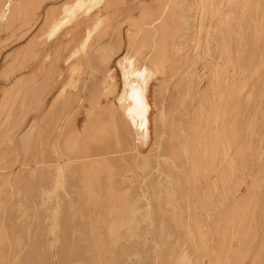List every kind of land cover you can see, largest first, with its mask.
I'll list each match as a JSON object with an SVG mask.
<instances>
[{
	"label": "rangeland",
	"instance_id": "1",
	"mask_svg": "<svg viewBox=\"0 0 264 264\" xmlns=\"http://www.w3.org/2000/svg\"><path fill=\"white\" fill-rule=\"evenodd\" d=\"M22 1L0 2V264H35L39 251L50 259L38 263L62 264L58 257L65 247L71 261L63 264H89L87 258H75L91 253L92 243L96 257L105 255L94 263L109 264L112 214L131 210L134 219L121 228L128 254L134 253L126 255V264H220L227 245L233 246L230 264H251L256 255L264 256V0H231L234 10L230 0H33L30 10L22 9ZM45 3H52L48 11ZM16 13L27 16L17 27ZM3 35L10 43L3 45ZM28 35L31 52L15 54L14 38ZM42 66L53 73L16 74ZM128 74L145 107L139 121L124 115L120 101ZM224 88L231 90V99L224 104L222 127L231 139L236 174L221 161L220 137L212 130V99ZM92 116L96 122L90 131ZM113 206L129 207L112 213ZM245 206V232L234 239ZM157 216L165 230L163 247L153 234L151 220ZM66 219L71 228L65 227ZM197 232L212 249L202 262ZM145 255L150 260L142 262Z\"/></svg>",
	"mask_w": 264,
	"mask_h": 264
},
{
	"label": "bare ground",
	"instance_id": "2",
	"mask_svg": "<svg viewBox=\"0 0 264 264\" xmlns=\"http://www.w3.org/2000/svg\"><path fill=\"white\" fill-rule=\"evenodd\" d=\"M10 0H7V2H9ZM90 2L92 1V0H89ZM215 1V0H214ZM237 1V0H236ZM84 2V1H83ZM83 2H81V4L83 3ZM229 2V1H228ZM231 0H230V4H231ZM252 2V1H251ZM211 3V2H210ZM221 3V2H220ZM225 3H227V0H226V2ZM217 4L218 3H216V8L217 9H219L220 7H218L217 6ZM222 4V3H221ZM212 5V4H211ZM210 5V6H211ZM219 5V4H218ZM232 5V4H231ZM220 6V5H219ZM222 7H223V5H221ZM227 6H229L228 4H227ZM233 6H235V5H232V7H231V9H233L234 7ZM247 6H251V5H247ZM226 7V6H225ZM210 8V7H209ZM211 9V8H210ZM222 10H223V8H221ZM220 9V10H221ZM227 9V8H226ZM219 10V11H220ZM222 10L220 11V12H218L219 13V15H220V13H222ZM225 10V9H224ZM234 10V9H233ZM254 10V9H253ZM227 11V10H226ZM224 12V13H227V12ZM262 11H264V10H262ZM262 11H260V13L262 12ZM210 12V11H209ZM216 12V11H215ZM232 12V11H231ZM223 13V14H224ZM242 13V12H241ZM215 14H217V13H215ZM229 14V13H228ZM233 14V13H232ZM262 14H264V12H262ZM261 14V15H262ZM218 14H217V18H218V16H219ZM225 15H227V14H225ZM234 15V14H233ZM213 16V15H212ZM221 16V15H220ZM219 16V17H220ZM228 16V15H227ZM241 16H242V14H241ZM243 16H245V14L243 15ZM253 17V16H252ZM215 18V17H214ZM222 18V17H221ZM228 18V21H231L230 19H229V16L228 17H226L225 19H227ZM255 18V17H254ZM224 18H222V20H223ZM224 19V20H225ZM244 19V18H243ZM236 20H238V19H236ZM242 20V19H241ZM240 20V21H241ZM262 20H264V17H262ZM246 22V21H245ZM228 23V22H227ZM238 23V22H237ZM248 23V22H247ZM250 23V22H249ZM255 22L253 21V24H254ZM256 23L258 24V22L256 21ZM229 24V23H228ZM231 24H232V22H231ZM240 25L242 26L243 25V23L241 24L240 23ZM247 24H245L244 26H246ZM259 25V24H258ZM257 25V26H258ZM228 26V25H227ZM237 26V25H236ZM236 26H235V28H236ZM243 26V27H244ZM262 26V25H261ZM230 27H232V26H230ZM229 27V28H230ZM262 27H264V26H262ZM212 28V27H211ZM215 28V27H214ZM213 28V29H214ZM225 28H227V27H225ZM242 28V27H241ZM249 27H247V29H246V27L244 28L246 31L247 30H249L250 31V29H248ZM207 29V28H206ZM208 29H209V27H208ZM237 29V28H236ZM243 28H242V30H244ZM227 30V33H228V29H226ZM225 30V31H226ZM244 30V31H245ZM219 31V30H218ZM218 31H217V33H218ZM236 30H234V32H235ZM246 31H245V33H246ZM254 31V30H253ZM212 32H213V30H212ZM216 32V31H215ZM243 32V31H242ZM252 31H250V33H251ZM259 32V31H258ZM262 32H264V30H262ZM203 33V32H202ZM214 33V32H213ZM220 33V32H219ZM218 33V34H219ZM226 32L224 33L225 35L227 34ZM233 33V32H232ZM244 33V34H245ZM248 33V32H247ZM249 33V34H250ZM243 34V35H244ZM248 34V35H249ZM262 34V33H261ZM215 35V34H214ZM224 35V36H225ZM228 35V34H227ZM233 35V34H232ZM238 35H240V33L238 34ZM237 35V36H238ZM247 35V34H246ZM217 36H219V37H222V36H220V35H217ZM216 37V36H215ZM233 37V36H232ZM231 37V38H232ZM234 37H235V34H234ZM233 37V38H234ZM242 37H244V36H242ZM249 38L251 37V36H248ZM256 37H258L257 36V34H256ZM226 38H227V36H226ZM246 38V40H249V39H247V36L245 37ZM235 39V38H234ZM237 39V38H236ZM251 39V38H250ZM261 39V38H260ZM262 39H264V38H262ZM227 40V39H226ZM232 40L233 39H231V42H232ZM241 40V39H240ZM246 40H243L244 42L246 41ZM242 41V40H241ZM242 41V44H244V42ZM258 41H259V37H258ZM216 42V41H215ZM234 42V41H233ZM233 42H232V44H233ZM252 41H250L249 40V42H248V45L251 43ZM260 43H261V41H259ZM218 42H216V44H217ZM223 43V42H222ZM235 44H237V41L236 42H234ZM241 43V42H240ZM247 42H245V44H246ZM260 43H258V44H260ZM235 44H233V45H231V47L232 46H234ZM248 45H246L247 46V48H249V49H251V47H248ZM251 45V44H250ZM252 46V45H251ZM201 47V46H200ZM218 47V46H217ZM235 47V46H234ZM237 47V46H236ZM241 47V46H240ZM239 47V49H241ZM213 48V47H212ZM219 48V47H218ZM217 48V49H218ZM225 48H226V50L228 49L227 48V45L225 46ZM247 48H246V50H247ZM211 50V49H210ZM219 50V49H218ZM229 50H232V49H229ZM214 51V50H213ZM217 51V50H216ZM221 51V50H220ZM220 51H219V53H220ZM225 51V50H224ZM223 51V52H224ZM253 51H254V49H253ZM232 52V51H231ZM244 52V51H243ZM242 53V52H241ZM214 54H215V52H214ZM238 55V54H237ZM217 56V55H216ZM233 56V55H232ZM237 57V56H236ZM242 57H243V55H242ZM213 58V57H212ZM215 58V57H214ZM233 58V57H232ZM223 59V58H222ZM221 59V60H222ZM241 59V58H240ZM229 60V59H228ZM218 61V60H217ZM223 62V61H222ZM235 62H236V59H235ZM148 64V63H147ZM213 64V63H212ZM235 64V63H234ZM222 65V64H221ZM243 65H244V63H243ZM252 65V64H251ZM213 68H214V65H213ZM215 69V68H214ZM247 69V68H246ZM216 70V69H215ZM235 72H238V71H235ZM250 72V71H249ZM210 73V72H209ZM247 74V73H246ZM217 75V74H216ZM224 77L226 76V75H223ZM238 76V75H237ZM246 76V75H245ZM244 76V77H245ZM127 80H125L124 79V82L126 83V84H128V87L126 88V89H124V91L122 92V93H124V94H121V96H120V101H121V104L123 105V107H125V112H123L124 113V115H126V117L127 118H129L130 120H132V119H135V118H137V121H139V120H141V119H143V117L141 116L143 113H144V111H143V109L145 108H142V102H140L139 101V95H137L136 93H135V91H136V87H134V80L130 77V75L128 74L127 75ZM232 77V76H231ZM234 77H235V75H234ZM256 77V76H255ZM233 78V77H232ZM230 79V78H229ZM237 79V78H236ZM224 80V79H223ZM241 80V79H240ZM234 81H235V79H234ZM237 81H239V80H237ZM209 82V81H208ZM230 83H231V80L229 81ZM228 82V83H229ZM224 84H225V82H223ZM242 83V82H241ZM210 84V83H209ZM243 84V83H242ZM193 85H195V84H193ZM223 85V84H222ZM229 85H231V84H229ZM235 85V84H234ZM241 86V85H240ZM225 87V86H224ZM239 87V86H238ZM257 87V86H256ZM196 88V87H195ZM216 88V87H215ZM229 88H231V87H229ZM233 88V87H232ZM240 88V87H239ZM238 88V89H239ZM228 89V88H227ZM227 89H223L222 91H221V93H219V94H217V97L218 98H216L217 100H215V99H212V97H211V99H212V110H211V122H212V130H214V132H215V134H217L219 137H220V146H221V161L223 162V161H225L226 162V166L228 165V167H229V172L230 173H234V174H236L235 172L237 171V167H236V162H235V157H234V155H232L231 154V147H232V145H231V143H230V140L228 139L229 137H227V132L225 133V131H224V127H222V118H223V116H225V108H224V104L226 103V102H228L231 98V90L229 91V90H227ZM246 89V88H245ZM196 90V89H195ZM195 90H193V91H195ZM208 90V89H207ZM249 90V89H248ZM185 91V90H184ZM209 92V91H208ZM243 92H245V91H243ZM250 92V91H249ZM217 93V92H216ZM249 94V93H248ZM216 94H214V96H215ZM193 96V95H192ZM202 96V95H201ZM205 96V95H204ZM212 96V95H211ZM246 96H247V94H246ZM245 97V96H244ZM199 98H200V96H199ZM244 99V98H243ZM248 100V99H247ZM245 101V100H244ZM217 102H219V104H221V105H217V104H215V103H217ZM250 102V101H249ZM200 103H201V100H200ZM209 103V102H208ZM248 103V102H247ZM240 105V104H239ZM210 106V105H209ZM221 106H223V107H221ZM227 107L229 108V106L227 105ZM248 107V106H247ZM246 107V108H247ZM249 108H251V107H249ZM258 109H260V108H258ZM261 109H264V107H261ZM146 111H147V109H145ZM199 110V109H198ZM228 110V109H227ZM250 110V109H249ZM195 111V110H194ZM200 111V110H199ZM93 112V111H92ZM91 112V113H92ZM162 113V112H161ZM200 113V112H199ZM246 113V112H245ZM93 114H96V113H94L93 112ZM193 115V114H192ZM259 115V114H258ZM93 117V116H92ZM244 117V116H243ZM209 118H210V116H209ZM242 118V117H241ZM249 118V117H248ZM254 118V117H253ZM242 119H244V118H242ZM190 120V119H189ZM249 120V119H248ZM208 121H209V119H208ZM254 121V120H253ZM95 122H96V119H94V117H93V119H92V121H91V123L93 124V126H90V128H88L90 131L93 129V127H94V124H95ZM189 123V122H188ZM209 123V122H208ZM197 125V124H196ZM242 125H243V123H242ZM257 125V124H256ZM256 125H255V128H256ZM187 128V127H186ZM185 128V129H186ZM243 128V127H242ZM254 127H253V129H255ZM184 129V130H185ZM189 130V129H188ZM186 131V130H185ZM227 131V130H226ZM250 131H251V129H250ZM254 131V130H253ZM210 133V132H209ZM249 133V132H248ZM251 133V132H250ZM252 134V133H251ZM250 134V135H251ZM256 134V133H255ZM216 135V136H217ZM230 135V134H229ZM257 135V134H256ZM214 137V136H213ZM250 137V136H249ZM251 137H254L253 135H251ZM261 137V136H260ZM209 138V137H208ZM207 138V139H208ZM216 139V138H215ZM241 139V138H240ZM260 139V138H259ZM204 141H206V139L204 140ZM216 141V140H215ZM217 142V141H216ZM241 142V141H240ZM202 143V142H201ZM204 143V142H203ZM208 143V142H207ZM258 144V143H257ZM176 145H177V143H176ZM203 145V144H202ZM206 145V144H205ZM190 146H192V145H190ZM199 146V145H198ZM234 147H235V144L233 145ZM259 145H257V147H258ZM252 147V146H251ZM186 149V148H185ZM235 149V148H234ZM258 149V148H257ZM77 150V149H76ZM190 150V149H189ZM197 150H198V148H197ZM196 150V151H197ZM185 152V151H184ZM235 152V151H234ZM191 153V152H190ZM241 153V152H240ZM236 155H237V153H236ZM240 155V154H239ZM259 155V154H258ZM169 158V157H168ZM237 158V157H236ZM239 158V157H238ZM170 160V159H169ZM217 160V159H216ZM165 161H166V159H165ZM240 161V160H239ZM244 161V160H243ZM215 162V161H214ZM157 163V162H156ZM240 163V162H239ZM243 164H245V163H243ZM248 164V163H247ZM156 165V164H155ZM238 165V164H237ZM246 165V164H245ZM137 167L139 166V165H136ZM135 166V167H136ZM143 166L144 165H142V168H143ZM158 166H159V164H158ZM249 166H251V165H249ZM150 167V166H149ZM215 167V166H214ZM106 168V167H105ZM132 168V167H131ZM153 168V167H152ZM151 168V169H152ZM158 168V167H157ZM240 168V167H239ZM138 169H140V166L138 167ZM146 169H150V168H148V167H146ZM174 169H177V168H174ZM174 169H171L170 168V170H174ZM206 169V168H205ZM241 169V168H240ZM251 169V168H250ZM134 170V169H133ZM214 171H215V169H213ZM249 170V169H248ZM253 170V169H252ZM258 170V169H257ZM261 170V169H260ZM259 170V171H260ZM125 171V170H124ZM152 171V170H151ZM167 171H168V169H167ZM262 171H264V170H262ZM117 172V171H116ZM128 172V171H127ZM148 172V171H147ZM177 172V171H176ZM200 172V171H199ZM246 172V171H245ZM248 172V171H247ZM250 172V171H249ZM248 172V173H249ZM103 173V172H102ZM110 173V172H109ZM136 173V172H135ZM239 173H240V171H239ZM251 173V172H250ZM256 173V172H255ZM112 174V173H111ZM148 174V173H147ZM167 174V173H166ZM168 174H169V172H168ZM167 174V175H168ZM178 174H180L179 172H178ZM206 174V173H205ZM213 174V173H212ZM220 174V173H219ZM262 174V173H261ZM133 175V174H132ZM152 175V174H151ZM157 175H158V173H157ZM156 175V176H157ZM162 174L160 173V176H161ZM210 175V174H209ZM242 175V174H241ZM250 175V174H249ZM252 175V174H251ZM250 175V176H251ZM112 176V175H111ZM110 176V177H111ZM120 176V175H119ZM155 176V175H154ZM153 176V177H154ZM154 177V178H157L158 179V177ZM165 176V175H164ZM181 176V175H180ZM238 176H239V174H238ZM245 176H247V175H245ZM254 176V175H253ZM252 176V177H253ZM94 177V176H93ZM107 177V176H106ZM143 177V176H142ZM144 177H146V174H144ZM152 177V178H153ZM244 177V176H243ZM262 177H264V176H262ZM119 178V177H118ZM153 178V179H154ZM180 178V177H179ZM182 178V177H181ZM256 178H257V176H256ZM101 179V178H100ZM105 179V178H104ZM107 179V178H106ZM119 179H121V178H119ZM173 179H174V177H173ZM142 180V179H141ZM151 180V179H150ZM181 180V179H180ZM101 181H103V180H100V183H101ZM108 181H109V179H108ZM126 181V180H125ZM154 181V180H153ZM174 181H176V180H174ZM245 181L246 180H244V183H245ZM249 181H250V178H249ZM150 182V181H149ZM155 182H156V179H155ZM178 182V181H177ZM203 182V181H202ZM260 182H262V180L260 181ZM260 182H258V183H260ZM98 183H99V181H98ZM103 183V182H102ZM101 183V184H102ZM133 183V182H132ZM154 183V182H153ZM157 183H158V181H157ZM179 183V182H178ZM177 183V184H178ZM257 183V182H256ZM101 184H99V186L101 185ZM143 184V183H142ZM180 184V183H179ZM183 184V183H182ZM181 184V185H182ZM243 184V183H242ZM247 184V183H246ZM249 184V183H248ZM252 184V183H251ZM139 185V184H138ZM152 185H154V184H151V186ZM258 185V184H257ZM141 186H145L146 187V183H145V185H141ZM156 186H158V185H156ZM249 186V185H248ZM256 186V185H255ZM138 187V186H137ZM154 187H155V185H154ZM159 187V186H158ZM158 187H156V188H158ZM218 187H219V185H218ZM258 187H259V185H258ZM258 187H257V189H258ZM260 187H264V186H260ZM130 188V187H129ZM160 188V187H159ZM162 188H164V187H162ZM181 188V187H180ZM256 188V187H255ZM254 188V189H255ZM170 189V188H169ZM178 189V188H177ZM183 189V188H182ZM239 189V188H238ZM252 189H253V186H252V188H251V191H252ZM260 189V188H259ZM258 189V190H259ZM132 190V189H131ZM153 190V189H152ZM158 190V189H157ZM161 190V189H160ZM159 190V191H160ZM202 190H204V189H202ZM139 191V190H138ZM154 191V190H153ZM171 191V190H170ZM181 191H183V190H181ZM218 191V190H217ZM134 192V191H133ZM137 192V191H136ZM140 192V191H139ZM142 192V191H141ZM157 192V191H156ZM161 192V191H160ZM165 192V191H164ZM163 192V193H164ZM172 192V191H171ZM248 192V191H247ZM115 193V192H114ZM138 193V192H137ZM159 193V192H158ZM169 193V192H168ZM168 193H166V194H168ZM237 193H238V190H237ZM244 193H246V192H244ZM251 193V192H250ZM252 193H253V191H252ZM133 194H135V193H133ZM148 194V193H147ZM152 194V193H151ZM150 194V195H151ZM172 194H174V193H172ZM240 194V193H239ZM248 194V193H247ZM259 194H260V192H259ZM154 195V194H153ZM156 195V194H155ZM158 195H160V194H158ZM165 195V194H164ZM163 195V196H164ZM175 195V194H174ZM241 195V194H240ZM256 195V194H255ZM114 196V195H113ZM121 196V195H120ZM133 196H135V195H133ZM137 196V195H136ZM146 196V195H145ZM162 196V195H161ZM225 196V195H224ZM244 196V195H243ZM254 196V195H253ZM260 196V195H259ZM122 197V196H121ZM131 197V196H130ZM158 197V196H157ZM240 197V196H239ZM238 197V198H239ZM251 197V196H250ZM134 198V197H133ZM138 198V197H137ZM136 198V199H137ZM149 198V197H148ZM151 198V197H150ZM163 198V197H162ZM168 198H170V197H168ZM187 198V197H186ZM230 198V197H229ZM262 198H264V197H262ZM142 199V198H141ZM155 199V198H154ZM154 199H152V201H155ZM158 199H160V198H158ZM166 199H167V197H166ZM175 199H178V198H175ZM236 199H237V197H236ZM241 199V198H240ZM258 199H260V197L258 198ZM258 199H256V200H258ZM105 200V199H104ZM124 200V199H123ZM130 200V199H129ZM137 200H139V199H137ZM136 200V201H137ZM162 200H164V198L162 199ZM162 200L160 201L161 203H162ZM169 200V199H168ZM121 201V200H120ZM132 201V200H131ZM145 201V200H144ZM149 201V200H148ZM166 201V200H165ZM171 201V200H170ZM175 201V200H174ZM185 201V200H184ZM183 201V202H184ZM212 201V200H211ZM215 201V200H214ZM227 201V200H226ZM237 201H238V199H237ZM261 201H264V200H262L261 199ZM118 202V199L117 200H115V203H117ZM126 202V201H125ZM151 202V201H150ZM251 202V201H250ZM257 202V201H256ZM114 203V204H115ZM119 203V202H118ZM117 203V204H118ZM144 203V202H143ZM146 203V202H145ZM153 203V202H152ZM170 203V202H169ZM239 203V202H238ZM262 203V202H261ZM261 203H260V205H261ZM135 204H136V202H135ZM147 204V203H146ZM149 204V203H148ZM155 203H153V205H154ZM159 204V203H158ZM162 204H164V203H162ZM176 204V203H175ZM178 204V203H177ZM241 204H242V201H241ZM258 204V203H257ZM104 205V204H103ZM129 205V204H128ZM134 205V204H133ZM138 205V204H137ZM137 205H135L136 207H137ZM151 205V204H150ZM157 205V204H156ZM161 205V204H160ZM165 205V204H164ZM164 205H163V207H164ZM167 205V204H166ZM174 205V204H173ZM202 205V204H201ZM227 205V204H226ZM245 205H246V203H245ZM259 205V204H258ZM259 205V206H260ZM262 205H264V203H262ZM115 206V205H114ZM113 206V208H112V213H113V211L115 210V209H117V211L118 210H121V211H124V210H128V207L126 208V207H114ZM132 206V205H131ZM152 206V205H151ZM157 206H159V205H157ZM162 206V205H161ZM168 206V205H167ZM170 206V205H169ZM168 206V207H169ZM242 206V205H241ZM139 207H140V205H139ZM141 207H143V206H141ZM150 207V206H149ZM163 207H162V209H163ZM208 207H209V205H208ZM244 207V206H243ZM132 208V207H131ZM130 208V209H131ZM133 208H135V207H133ZM144 208V207H143ZM142 208V209H143ZM175 208H176V206H175ZM185 208V207H184ZM188 208V207H187ZM237 208V205H236V207H235V209ZM245 208H246V206H245ZM244 208V209H245ZM260 208H262L261 206H260ZM111 209V208H110ZM155 209H157L156 208V206H155ZM161 209V210H162ZM238 209V208H237ZM135 210H136V208H135ZM146 210V209H145ZM173 210V209H172ZM186 210V209H185ZM243 210V209H242ZM253 210V209H252ZM262 210H264V208H262ZM120 211V212H121ZM130 211V210H129ZM133 210H131V212H132ZM137 211H138V208H137ZM136 211V212H137ZM164 211H167V210H164ZM215 211V210H214ZM245 211V210H244ZM260 211H261V209H260ZM114 212H116V211H114ZM128 212V211H127ZM131 212H129L128 214H112V249H108L107 248V250L109 251V250H112V260H111V262H112V264H119V262H120V264L123 262L124 264H126L125 262V258L128 256V258H131V257H129V255L130 254H128L129 252H127V248L129 247V246H127V245H125V243L127 242V243H129L128 241H126L125 242V240H122L123 238H125L126 236H124L123 234H124V232H123V229H122V232L123 233H121V228L125 225V224H127V221H128V219L130 220V218H132V219H134L133 217H130L131 216ZM135 212V211H134ZM136 212H135V214H136ZM153 212H155L154 210H153ZM231 212V211H230ZM247 212H249V208H246V214L244 213L242 216H240V218H239V222L236 224L237 225V227H238V229L236 230V233L234 232V239H236V237L238 238L239 237V235H241L242 233H244L245 232V228H246V220H247V215H248V213ZM257 212H259V211H257ZM123 213H126V211L125 212H123ZM152 213V212H151ZM156 213V212H155ZM154 213V214H155ZM161 213V212H160ZM159 213V214H160ZM169 213V212H168ZM171 213V212H170ZM178 213V212H177ZM214 213V212H213ZM217 213V212H216ZM232 213V212H231ZM250 213H251V211H250ZM139 214V213H138ZM143 214V213H142ZM146 214V213H145ZM158 214V213H157ZM167 214V213H166ZM198 214V213H197ZM224 214V213H223ZM80 215V214H79ZM132 215H134L133 213H132ZM168 215H170V214H168ZM172 215V214H171ZM173 215H174V213H173ZM179 215V214H178ZM186 215V214H185ZM188 215V214H187ZM187 215H186V217H187ZM233 215V214H232ZM257 215V214H256ZM143 216V215H142ZM154 217H155V215H153ZM144 217H145V215H144ZM158 217V219L157 218H155L154 220H156V222H154L153 221V219L151 220L150 218V220L152 221L151 223H152V225H153V228H154V231H153V234L155 235V238L154 239H156V242L160 245H164V244H167V243H165L166 241H165V238H164V241H163V238L161 237L162 236V234L163 233H165V232H162V230H164V229H160V227L162 226V224L161 223H157V221L160 219L159 217L160 216H157ZM170 217V216H169ZM169 217H167L168 218V221H169ZM175 217V216H174ZM201 217V216H200ZM208 217V216H207ZM257 217V216H256ZM256 217H254L255 219H256ZM259 217V216H258ZM257 217V219H260V218H258ZM66 218V217H65ZM64 218V219H65ZM70 218V217H69ZM138 218V217H137ZM146 218H147V216H146ZM166 218V219H167ZM185 218V217H184ZM188 218V217H187ZM232 218V217H231ZM253 218V219H254ZM131 219V220H132ZM144 219V218H143ZM171 219V218H170ZM173 219V218H172ZM175 219H177V218H175ZM197 219V218H196ZM228 219V218H227ZM233 219V218H232ZM236 219V218H235ZM68 219H66V220H64V222L65 221H67ZM138 220H140V218L138 219ZM160 220H162V218L160 219ZM159 220V221H160ZM164 220V219H163ZM200 220V219H199ZM141 221V220H140ZM143 221V220H142ZM141 221V222H142ZM166 221V220H165ZM171 221V220H170ZM173 221V220H172ZM176 221V220H175ZM188 221V220H187ZM196 221H198V220H196ZM255 221V220H254ZM258 221V220H257ZM81 222V221H80ZM84 221H82V223H83ZM130 222V221H129ZM128 222V223H129ZM136 222V221H135ZM161 222V221H160ZM185 222H186V220H185ZM229 222V221H228ZM232 222V221H231ZM66 223V224H65ZM64 224H65V227L67 228V227H70L71 228V226H69V224L71 223L70 221L69 222H65ZM151 223H149L150 225H151ZM167 223V222H166ZM192 223V222H191ZM254 223V225H255V222H253ZM252 223V224H253ZM74 224V223H73ZM131 224H134V223H132L131 222ZM135 224H137V223H135ZM164 224V223H163ZM169 224V223H168ZM171 224V223H170ZM174 224V223H173ZM178 224V223H177ZM185 224V223H184ZM196 224H197V222H196ZM200 224V223H199ZM83 225V224H82ZM85 225V224H84ZM141 225V224H140ZM139 225V226H140ZM143 225V224H142ZM181 225V224H180ZM253 225V226H254ZM128 226V225H127ZM130 226V225H129ZM134 227H135V225H133ZM166 226V225H165ZM170 226V225H169ZM168 226V227H169ZM173 226V225H172ZM177 226V225H176ZM176 226H174V227H176ZM187 226V225H186ZM199 226V225H198ZM209 226V225H208ZM257 226V225H256ZM256 226H255V228H256ZM133 227V228H134ZM136 227H137V225H136ZM141 227V226H140ZM145 227V226H144ZM148 227V226H147ZM171 227V226H170ZM180 227H182V226H180ZM183 227H184V225H183ZM209 227H211V226H209ZM124 228V227H123ZM131 229H133L132 228V226L130 227ZM164 228H166V227H164ZM185 228H188V227H185ZM198 228V227H197ZM254 228V227H253ZM69 229V228H68ZM83 229V228H82ZM126 229H127V227H126ZM125 229V230H126ZM142 229H144V228H142ZM149 229V228H148ZM152 229V228H151ZM150 229V230H151ZM169 229V228H168ZM177 229V228H176ZM183 229V228H182ZM236 229V228H235ZM140 230H141V228H140ZM140 230H138V231H140ZM170 230L172 231V228H170ZM187 230H189V229H187ZM231 230V229H230ZM254 230V229H253ZM256 230L258 231V229L256 228ZM77 231L78 232H80L78 229H77ZM92 231H93V229H92ZM128 231H129V229H128ZM131 231V230H130ZM165 231V230H164ZM166 231H167V229H166ZM177 231H179V230H177ZM182 231V230H181ZM199 231V230H198ZM255 231V230H254ZM95 232V231H94ZM137 231H135V233H136ZM173 232V231H172ZM256 232V231H255ZM82 233H83V231H82ZM109 233V232H108ZM128 233V232H127ZM133 233V232H132ZM132 233H131V235H132ZM142 233H143V231H142ZM167 233V232H166ZM174 233V232H173ZM172 233V234H173ZM189 233V232H188ZM139 235H140V232L138 233ZM170 234V233H169ZM169 234H168V236H169ZM203 234V233H202ZM261 234V233H260ZM137 235V234H136ZM145 234H143L142 236H144ZM153 235V236H154ZM178 235H180V234H178ZM187 235V234H186ZM189 235H190V233H189ZM188 235V236H189ZM195 237H196V239H197V241L199 242L198 243V245H199V247H200V260L202 259V258H204L205 256H207L208 254L210 255H212V251H210V250H212L211 249V247L209 246V245H207V243L205 242V240H204V238L202 237L203 235H201L199 232H197V233H195ZM134 236V235H133ZM133 236H131V238L133 237ZM171 236V235H170ZM185 236V235H184ZM187 236V237H188ZM230 236V235H229ZM255 236H257V235H255ZM260 236V235H259ZM165 237V236H164ZM175 237V239H176V235L175 236H173V238ZM253 237V235L251 236V238ZM134 238V237H133ZM132 238V239H133ZM138 238H141V237H138ZM138 238H136L137 240H138ZM144 239L146 238V237H143ZM162 238V239H161ZM189 238V237H188ZM233 238V237H232ZM255 238V237H254ZM122 240V242L120 243L119 242V240ZM143 239V240H144ZM177 239H180L179 237L177 238ZM193 239V238H192ZM229 239H231V238H229ZM250 239V238H249ZM120 240V241H121ZM136 240V241H137ZM147 240H149V239H147ZM233 240V239H232ZM247 240H248V238H247ZM251 240V239H250ZM255 240V239H254ZM138 241H140V240H138ZM137 241V242H138ZM185 241H187V240H185ZM235 241V240H234ZM257 241V240H256ZM83 242V241H82ZM92 242H94V241H92ZM123 242H125V243H123ZM130 242H132L133 243V241L131 240ZM136 242V243H137ZM149 242V241H148ZM156 242H154L155 244H156ZM164 242V243H163ZM176 241H174V243H175ZM189 243H190V241H188ZM187 242V243H188ZM249 242V241H248ZM85 242H83V244H84ZM116 243H119L120 244V246H119V248L117 249H115L114 250V248H113V246H115V244ZM126 243V244H127ZM140 243L142 244V242L140 241ZM140 243L138 242V244L140 245ZM144 243V242H143ZM179 243H180V241H179ZM193 243V242H192ZM253 243H255V241H253ZM95 243H92V246H91V253H89V254H78V255H76L77 257L75 258L76 260H78V259H80L81 261H82V259L84 260L85 258H87V259H89V264H95L94 262L96 261V260H100V259H102L103 257H105V255L102 257V256H98V257H96L95 256V250H96V246L94 245ZM134 244V243H133ZM137 244V245H138ZM194 244V243H193ZM192 244V245H193ZM248 244V243H247ZM81 245V247L83 248V246L85 245H82V244H80ZM117 245V244H116ZM130 245H131V243H130ZM136 245V244H135ZM151 245V243L150 244H148V246H150ZM163 245H162V247H163ZM236 245V244H235ZM255 245V244H254ZM140 246H142V245H140ZM143 246H144V244H143ZM165 246V245H164ZM185 246V245H184ZM109 247V246H108ZM131 250H133L134 248H135V246H132L131 245ZM139 249L141 248V247H139V246H137ZM147 247V246H146ZM151 247V246H150ZM157 247V246H156ZM160 247V246H159ZM161 247V248H162ZM194 247V246H193ZM233 247V246H232ZM232 247H230L229 245H227V247H224L225 249L224 250H222V252H223V254H222V262L220 263V264H230V262H229V258H230V251H231V249H233ZM79 246H77V248L75 249V250H77L78 249V252H79ZM110 248V247H109ZM170 248V247H169ZM172 248H174V247H172ZM235 248V247H234ZM39 249H42V248H39ZM44 249V248H43ZM89 249H90V247H89ZM125 249V250H124ZM138 249V250H139ZM143 249H144V247H143ZM152 249H154L153 248V246H152ZM136 250H137V248H136ZM141 250H142V248H141ZM188 250V249H187ZM44 251V250H43ZM61 252H62V254L60 253V255H59V257H58V259H61L60 261L62 262V264H63V262H65L64 260H66L68 257L67 256H69V255H66L67 254V252L69 251V249L67 248V247H65V248H62V250H60ZM88 251V250H87ZM129 251H130V248H129ZM195 251V250H194ZM38 252V250L36 249V253ZM48 252V251H47ZM111 252V251H110ZM127 252V253H126ZM137 252V251H136ZM140 252V251H139ZM150 251H147V253H149ZM153 252V251H152ZM156 252V251H155ZM165 252V251H164ZM168 252V251H167ZM192 252V251H191ZM221 252V253H222ZM36 253H35V255H36ZM38 253H40L39 255H36V256H34V257H36V259L38 260V262L41 260H46L47 258H46V254L44 255V254H42V252H38ZM46 253V252H45ZM72 253V252H71ZM105 253V252H104ZM144 253H145V251H144ZM146 253V254H147ZM185 253V252H184ZM134 253L132 252V254L131 255H133ZM143 254V253H142ZM150 254H151V252H150ZM154 254V253H153ZM152 254V255H153ZM168 254V253H167ZM171 254V253H170ZM169 254V255H170ZM251 254V253H250ZM44 255V256H43ZM72 255V254H71ZM74 255V254H73ZM127 255V256H126ZM130 255V256H131ZM136 255V254H135ZM192 255V254H191ZM48 256H50L49 254H48ZM142 256V255H141ZM184 256V255H183ZM193 256V255H192ZM192 256H191V258H192ZM33 257V255H31V257L29 256V259H35ZM51 257V256H50ZM90 257V258H89ZM107 257V256H106ZM133 257V256H132ZM145 257L146 258H144V256H143V261L142 262H144L146 259H149L150 257H151V255H150V257L148 256V255H145ZM148 257V258H147ZM187 257V256H186ZM69 258H71V256L69 257ZM72 258H74V257H72ZM127 258V259H128ZM138 258V257H137ZM139 258H140V255H139ZM138 258V259H139ZM153 258V257H152ZM169 258L171 259V256H169ZM31 259V260H32ZM35 259V260H36ZM48 259H50V258H48ZM52 259V258H51ZM105 259V258H104ZM111 259V258H110ZM141 259H142V257H141ZM154 259V258H153ZM152 259V260H153ZM175 259H178V258H175ZM185 259V258H184ZM207 259V258H206ZM244 259V258H243ZM32 260V261H33ZM37 260H36V262H37ZM63 260V261H62ZM132 260H136L135 258H133ZM150 260V259H149ZM191 260V259H190ZM254 260V259H253ZM48 261V260H47ZM47 261H45V262H47ZM67 261V260H66ZM71 261V259H68V261L67 262H70ZM75 261V260H74ZM134 261H133V263H134ZM192 261V260H191ZM37 262V263H38ZM49 262V261H48ZM79 262V261H78ZM111 262L109 263V264H111ZM138 262V261H137ZM141 262V261H140ZM139 262V263H140ZM174 263H175V260L173 261ZM201 262H202V260H201ZM17 263V262H16ZM15 263V264H16ZM35 263V262H34ZM37 263H35V264H37ZM66 263V262H65ZM64 263V264H65ZM75 263V262H74ZM73 263V264H74ZM138 263V264H139ZM146 263H149V262H147L146 261ZM145 262H144V264H146ZM153 263V262H152ZM155 263V262H154ZM8 264V263H7ZM38 264H46V263H44V262H42V263H38ZM129 264H131V263H129ZM183 264V263H182ZM198 264H200V262H198ZM251 264H264V256H262V254L260 253V254H258V255H256V259L251 263Z\"/></svg>",
	"mask_w": 264,
	"mask_h": 264
},
{
	"label": "crops",
	"instance_id": "3",
	"mask_svg": "<svg viewBox=\"0 0 264 264\" xmlns=\"http://www.w3.org/2000/svg\"><path fill=\"white\" fill-rule=\"evenodd\" d=\"M4 0H0V2H3ZM15 1V3L18 1L20 4H21V1L22 0H13ZM24 3H23V7L22 9L24 10V8H27L28 10H30L31 8V5H32V2L33 0H23ZM22 1V2H23ZM19 4V5H20ZM45 11H48V7H51L52 6V3H45ZM18 10H16L17 12ZM22 16H18L17 13H16V16L13 18L14 19V26L17 27V26H21V19ZM22 18H27L26 17H22ZM43 18H44V14H43ZM18 21V22H17ZM25 25V24H24ZM2 39H3V45L6 44V43H10L8 40H6V36L3 35L2 36ZM7 41V42H6ZM6 42V43H5ZM13 47H12V51L16 54L17 52L18 53H21V52H24L26 50H29L31 52L32 50V47H31V37L30 35H28L26 38L22 39V40H19V41H16L15 38L13 40ZM53 50V48H52ZM36 69H40L41 72H37L35 71ZM35 71V72H34ZM50 73H53L49 67H45V66H42V67H30L28 68V70H24V71H17L16 74L18 75H30V74H50ZM63 74V73H62Z\"/></svg>",
	"mask_w": 264,
	"mask_h": 264
}]
</instances>
